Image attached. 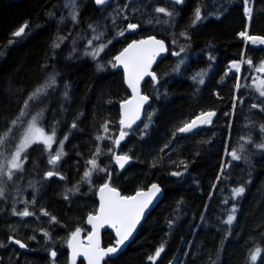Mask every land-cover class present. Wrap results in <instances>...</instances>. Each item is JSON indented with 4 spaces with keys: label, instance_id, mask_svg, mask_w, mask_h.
Masks as SVG:
<instances>
[{
    "label": "trees",
    "instance_id": "16d2710c",
    "mask_svg": "<svg viewBox=\"0 0 264 264\" xmlns=\"http://www.w3.org/2000/svg\"><path fill=\"white\" fill-rule=\"evenodd\" d=\"M66 3L0 0V132L12 128L5 156L37 112L41 127L56 133L51 148L33 143L22 169L3 178L0 264H73L71 234L77 228L90 233L87 218L97 212L98 190L108 180L123 195L158 182L165 197L126 251L106 264H251L250 252L264 249V148L256 147L264 144V98L246 80L264 60V46L240 33L264 37V0H112L103 7L78 0L75 21ZM25 23L26 33L13 37ZM150 35L167 42L168 54L155 67L157 80L143 85L152 100L120 145L131 159L121 170L114 142L121 130L120 105L130 92L114 58L134 39ZM58 37L66 39L53 48ZM101 44L106 46L92 55ZM248 58L252 66L244 64L241 75L228 72L230 62ZM53 73L56 86L29 102L24 123L13 126L29 94ZM212 111L210 125L186 135L177 131ZM61 140L63 155L51 164ZM93 159L98 168L86 179ZM49 171L56 174L48 177ZM241 186L244 193L235 196ZM25 210L32 215L15 214ZM229 215L235 216L231 224L225 223ZM115 243L106 232L103 245ZM161 245L163 252L150 261ZM255 264H264V252Z\"/></svg>",
    "mask_w": 264,
    "mask_h": 264
},
{
    "label": "snow or ice",
    "instance_id": "6c2138e0",
    "mask_svg": "<svg viewBox=\"0 0 264 264\" xmlns=\"http://www.w3.org/2000/svg\"><path fill=\"white\" fill-rule=\"evenodd\" d=\"M107 2V0H95V3L97 5H103ZM66 7H71L72 12L70 13L71 19L76 20L77 18V12H76V0H67V3L64 5ZM156 12L159 13H165L167 10L165 8H157L155 9ZM249 16H251L252 9L249 8L248 10ZM169 16L172 15V13H167ZM200 17V10L197 9V12L195 14V19L199 20ZM63 20V17L61 18ZM28 27L27 23L20 26L18 30L14 31L12 33L13 37H20L22 34L25 33V29ZM91 28L92 26L89 25ZM138 25L129 23L127 25L128 29H136ZM102 35V34H101ZM119 35H123V32H120ZM240 36L246 37L247 40L251 41L253 44H264V37L262 36H249L247 32H241ZM95 39L99 40L100 36L94 37ZM66 39V37H58V41L53 42L52 47L53 48H59L61 46V43L63 40ZM12 41L10 40L9 43ZM152 43L159 45L158 49H149L144 47L145 45H148L150 41L141 40V41H134L132 44H129V46L124 49L123 52L120 53V55L115 57V61L122 64L127 71L128 74V83L132 87L133 92H138V84L139 81L145 76H150L154 81L157 80L156 74L154 72H149L148 69L151 67V64L153 63L154 57L160 52L164 51V43L163 41H155L154 38H152ZM89 44H91V41H89ZM106 45L101 44L98 49L94 50L92 55H98L99 51H102L103 48ZM181 51H184L182 48ZM176 55H179V53H175ZM182 63V61H181ZM242 64H247L249 66H252V60L251 58H248L246 60H242L241 62H233L231 65L232 69H236L237 71L241 68ZM100 67H103L102 65ZM255 71H258L260 73H264V61L259 62L258 66L255 67ZM173 71H179V64L176 66V68L173 69ZM58 74L53 73L51 74L45 81L41 82L39 85L36 86V88L33 90L32 93L29 94L27 100L24 102V108L21 110L20 114L11 122L13 126L17 124L24 123L23 118L29 115L28 109H29V102H35L39 100L42 96H46L49 89H53L56 86V76ZM195 79V77H194ZM199 82L202 84L204 81L201 78ZM253 84L259 91V95L261 97H264V79L259 80H253ZM237 88L240 87L239 84L236 85ZM65 96H67V92H65ZM149 98L147 96H140L139 101L140 103L137 105L136 112L133 116V121L135 119L139 118V108L142 106L144 102H146ZM130 103V102H127ZM253 108L261 107V105H252ZM262 110H264V107H262ZM215 112H201L195 119H193L190 122H187L184 124L183 127H180L177 129L178 132L184 133L192 130L197 126V121H199L200 124H210L212 122V117L215 116ZM41 116V112H37L35 115L31 116V119L27 122V127L24 129L23 133L20 136V140L18 144L14 145V151L8 152V155L5 156V150L7 149V146L11 142L9 139L10 133L12 132V128H8L7 130H4L0 132V161H6V162H0V197L4 195L3 190V178L6 176L8 179H11L13 175V170H20L23 167V161L20 159L21 153L25 152L26 149L33 143L42 142L44 145H46L48 148H51V144L55 140V128H52L51 135H48L44 132V130L40 127H38V117ZM120 123L123 125L125 121L122 119ZM75 127V125H73ZM147 127V125H145ZM264 128V126H261ZM102 129L104 133L108 132V124L105 123L102 125ZM126 133L121 130L119 139L115 140V145H119L120 140L124 138ZM103 137L98 136L97 140L102 139ZM110 138V137H109ZM64 139H67L65 137ZM60 151H58L55 156H53L49 163L55 164L57 161L60 160L61 156L63 155L62 148H63V141L58 142ZM258 148H264V144L256 145ZM109 151H112L111 149ZM97 154L100 153L99 147L96 150ZM230 155L236 159L239 160L241 157L237 155L236 151H232ZM24 159H27V156H24ZM115 159L120 162V167H124V164L128 162L130 157L125 155H117ZM91 165V168L84 173V177L86 179L90 178L92 175V171L96 170L98 168V165L96 164V160L93 159L88 162ZM101 171H104V169H100ZM56 173H53L49 171L46 175L48 177L53 176ZM176 175H179V173H175ZM110 178V176H109ZM78 190V189H77ZM159 186L156 184H152L151 188L148 192L138 191L134 196H121L120 193L115 188H110L107 183H105L100 188L101 193V204L98 211V214L93 216L89 215L88 217V223L93 224L97 227L102 226L103 224L107 223L110 224L113 228L116 229L117 236H119V239L116 241V246H110L107 248H101L99 245V241L97 239L98 234L92 233L89 235L88 240L89 244L87 246L83 245H77L76 240L77 237L80 235V229L77 228L71 235H72V241L73 244V264H75V256L80 254V250H83L84 256L88 258V264H100V262L104 259V257L108 256L111 253H115L118 250L119 245L123 244L124 241H126L131 235L133 230L135 229V226L137 223H139L140 217L143 215L144 210L148 207V205L152 202V198L156 195L157 192H159ZM245 188L243 186L238 187L233 190V193L235 196H240L244 193ZM107 192V194H105ZM32 203H35L33 201ZM235 212V208H233V213ZM17 215L21 216H29L32 215V213H29L27 210L15 213ZM47 214V213H46ZM53 220H55V217H52ZM235 219L234 215H229L228 219L225 223L231 224V222ZM32 239H35V237H32ZM14 243L20 245L21 247H26L25 244H22L20 240H14ZM164 248L163 245H161L160 248H158L154 255L149 256L148 259L150 261H154L157 257L160 256L161 252H163ZM264 252V249H261L260 247L255 248L252 250L249 254V261L251 264H255L258 257ZM52 256H55L56 253L53 251L51 253Z\"/></svg>",
    "mask_w": 264,
    "mask_h": 264
},
{
    "label": "water",
    "instance_id": "95a60500",
    "mask_svg": "<svg viewBox=\"0 0 264 264\" xmlns=\"http://www.w3.org/2000/svg\"><path fill=\"white\" fill-rule=\"evenodd\" d=\"M111 1L112 0H107V2L105 4L98 5V6L99 7H103V6L107 5V4H109ZM27 28L25 29V33L27 31ZM132 30H133V32H138V27L136 29H132ZM24 34H22L21 36H23ZM15 38H19V37H15ZM152 38H154L155 41H163L164 48H165L164 51H160L154 57L153 63L151 64V67L148 69L149 72H154L156 74L155 67H156L157 63L159 61H161L162 59H164L166 57V55L168 54V45H167V42L165 40L161 39V38H158L157 36L150 35V36H147V37H141V38H138V39H134L129 44H132L134 41L146 40V41H150V43L148 45H145L144 47L149 48V49H158L159 45H156V44L152 43L151 42L152 41ZM129 44L124 49H126L129 46ZM124 49L121 52H123ZM121 52H119L116 56L120 55ZM114 61H115V58H114ZM115 64H116V68L118 70H121L123 72L126 87L128 88V90L130 92V97L127 100L123 101L121 103V105H120L121 120L123 119L125 121V123L123 125L121 124V130H123L126 133V131H132V130H134L142 122L143 117L145 115L146 108L148 107V105L151 103V100H152L151 97L144 92L143 85H144V83L147 80H149V79L153 80V79L150 76L145 75L139 81V84H138V92H133L132 87L128 83V74H127V71L125 70L124 66L122 64H120L119 62H117V61H115ZM262 74H264V73H262ZM156 77H157V74H156ZM140 96H147L149 99L146 102H144L142 104V106H140V108H139V118L138 119H135L133 121V116H134V114L136 112L137 105L140 103V101H139V97ZM127 102H130V103H127ZM211 119H212V122H213L214 116ZM210 124H200L199 121H197V126L195 128H193L192 130H190L188 132H184V133H181L180 132V133L182 135L190 134V133H193L195 131H198V130L203 129L204 127H206L207 125H210ZM121 130H120V132H121ZM120 132H119V135H120ZM119 135L117 136V139H119ZM126 139H127V135H125L124 138L120 140V143H119L118 146L116 145L115 157L117 155H125V153H121L120 152V145L122 143H124L126 141ZM116 163L119 166V168L121 170H123V169H125L126 166H128L131 163V159H129L128 162L125 163L124 164V167H122V168L120 167V162H118L116 160ZM106 183L109 185L110 188H115L120 193L121 196H134L138 192L137 191L136 193H134L132 195H123V193L121 192V190H119L118 188H116L115 186H113L111 180H108ZM153 184L158 185L160 191L156 193V195L152 198V202L144 210V213L140 217L139 223L136 224L135 229L132 232V235L126 241H124L123 244L119 245L117 252L111 253L108 256L104 257V259L100 262V264H106V262L108 260L117 258L118 256H120V254H122L123 252L126 251V249L128 248V246L135 239V237H136L138 231L140 230L141 226L143 225V223L150 216V214L152 213V211L155 210L159 206V204L161 203V201L164 199V197H165V190L163 189V187L158 182H155ZM100 188L98 190L99 208H100V204H101ZM150 188H151V185L147 189L140 190V191L148 192ZM105 194H107V192ZM99 208H98V210H97L96 213L91 214V215H93V216L97 215L98 214V211H99ZM87 226H88V228L90 230V233L85 236L84 234H82L80 232V235L77 237V240H76L77 245L87 246L89 244V240H88L89 235L92 234V233H97L98 234L97 239L99 241V245H100L101 248H107V247H110V246L115 247L116 246V243L113 244V245H109V246H104L103 245V236H104V234L106 232H110L111 234H113L116 241L119 239V236H117L116 229L113 228L110 224L105 223L102 226L97 227L95 225V223H93V224L88 223V218H87ZM71 241H72V238H71ZM53 251L56 253L55 250H52L51 253ZM69 256H70V261L73 262V244L72 243L70 244V253H69ZM56 258H57V253H56L55 256H52V259L53 260H55ZM78 261H84L85 264H88V258L86 256H84L82 249L80 250V254L77 255V256H75V262H78Z\"/></svg>",
    "mask_w": 264,
    "mask_h": 264
},
{
    "label": "rangeland",
    "instance_id": "374dc122",
    "mask_svg": "<svg viewBox=\"0 0 264 264\" xmlns=\"http://www.w3.org/2000/svg\"><path fill=\"white\" fill-rule=\"evenodd\" d=\"M178 1H181V0H178ZM77 2H78V0H76V3H77ZM246 6H247V10H248V9L250 8V5H248V3H246ZM70 8H71V7H70ZM247 12H248V11H247ZM260 45H261V44H260ZM262 45H264V44H262ZM243 67H244V64H242V69H243ZM231 72H234V71H231ZM254 77H255V80L264 79V78H262V77H259L258 74H255ZM255 91L259 93V91H258L257 89H256ZM260 98H264V97H261V96H260ZM31 116H33V115H31ZM31 116L28 117V121L31 119ZM28 121H27V122H28ZM26 127H27V125H26ZM26 127H25V128H26ZM38 127L42 128L41 125H40V123H39V120H38ZM42 129H43V128H42ZM43 130H44V132H45L46 134L51 135V134H49L45 129H43ZM127 134H128V132L126 131V135H127ZM54 141H55V140H54ZM53 143H54V142H53ZM53 143L51 144V147H52ZM31 145H32V144H31ZM31 145H30V146H31ZM30 146H29V147H30ZM29 147H28V148H29ZM28 148H27V149H28ZM27 149H26V150H27ZM58 151H60V149H58ZM25 152H26V151H25ZM25 152H22V153H21V157H20V159L23 161V164H24V162H25V159H24ZM121 153H122V152H121ZM1 162H6V161H1ZM14 170H15V169H14ZM14 170H13V171H14Z\"/></svg>",
    "mask_w": 264,
    "mask_h": 264
},
{
    "label": "flooded vegetation",
    "instance_id": "af4514ba",
    "mask_svg": "<svg viewBox=\"0 0 264 264\" xmlns=\"http://www.w3.org/2000/svg\"><path fill=\"white\" fill-rule=\"evenodd\" d=\"M258 46H264V45H260V44H257ZM264 61V60H263ZM258 66V65H257ZM256 67V66H255ZM255 67H254V69H255ZM252 70V72H251V74L250 75H248L247 76V88H252V89H257L256 87H255V85L253 84V80L255 79V77H254V75L255 74H258L259 75V77H262V78H264V74H262V73H259L258 71H255V70ZM257 94L259 95V93L257 92ZM212 112H214V111H212ZM214 118H215V116H214Z\"/></svg>",
    "mask_w": 264,
    "mask_h": 264
},
{
    "label": "built area",
    "instance_id": "2783aa9c",
    "mask_svg": "<svg viewBox=\"0 0 264 264\" xmlns=\"http://www.w3.org/2000/svg\"><path fill=\"white\" fill-rule=\"evenodd\" d=\"M235 62H240V61H235ZM232 63H233V62H232ZM232 63L230 64L229 70H231V71H235V72H236V71H237L236 69H232V68H231ZM239 70H240V69H239ZM239 70H238V71H239Z\"/></svg>",
    "mask_w": 264,
    "mask_h": 264
},
{
    "label": "bare ground",
    "instance_id": "6f19581e",
    "mask_svg": "<svg viewBox=\"0 0 264 264\" xmlns=\"http://www.w3.org/2000/svg\"><path fill=\"white\" fill-rule=\"evenodd\" d=\"M251 73V72H250Z\"/></svg>",
    "mask_w": 264,
    "mask_h": 264
}]
</instances>
